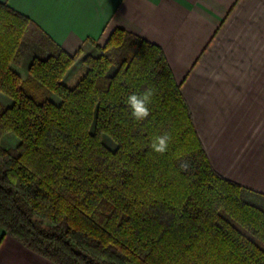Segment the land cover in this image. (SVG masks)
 <instances>
[{
  "label": "trees",
  "instance_id": "obj_1",
  "mask_svg": "<svg viewBox=\"0 0 264 264\" xmlns=\"http://www.w3.org/2000/svg\"><path fill=\"white\" fill-rule=\"evenodd\" d=\"M43 50L25 78V39ZM68 54L0 2V229L53 264H264V194L211 167L161 49L115 28ZM153 88L135 121L128 95ZM51 95L59 98L55 103ZM170 133L168 151L152 139ZM108 137L109 149L102 141ZM190 164L188 171L180 168Z\"/></svg>",
  "mask_w": 264,
  "mask_h": 264
},
{
  "label": "crops",
  "instance_id": "obj_2",
  "mask_svg": "<svg viewBox=\"0 0 264 264\" xmlns=\"http://www.w3.org/2000/svg\"><path fill=\"white\" fill-rule=\"evenodd\" d=\"M0 2L68 54L115 28L158 46L213 170L264 194V0ZM0 264L53 263L0 229Z\"/></svg>",
  "mask_w": 264,
  "mask_h": 264
},
{
  "label": "rangeland",
  "instance_id": "obj_3",
  "mask_svg": "<svg viewBox=\"0 0 264 264\" xmlns=\"http://www.w3.org/2000/svg\"><path fill=\"white\" fill-rule=\"evenodd\" d=\"M25 44H26V48H25L26 50L23 59L21 60V63L19 65L14 66L15 70L22 78L26 77L27 68L32 60V57L34 56L39 58L45 57L43 50H41V48L32 39L30 38L25 39ZM90 51H93V49L92 47H90V44L87 43L84 47V51L82 52L83 55L81 54L76 59L75 63L67 70L68 72L66 71L67 73H65V75L63 76L62 83L63 80H65L66 84L63 83L65 86L73 87L78 82V80L83 76L85 66L82 64V59L83 56H85ZM51 100L54 101L55 103L59 102V98L55 95H51ZM0 103L2 105L7 106L10 105L11 100L6 96L0 94ZM102 141L109 149L114 148L113 142L108 137L103 136ZM0 142L3 143L5 146H12L15 144L14 138L10 135H4L1 138Z\"/></svg>",
  "mask_w": 264,
  "mask_h": 264
},
{
  "label": "clouds",
  "instance_id": "obj_4",
  "mask_svg": "<svg viewBox=\"0 0 264 264\" xmlns=\"http://www.w3.org/2000/svg\"><path fill=\"white\" fill-rule=\"evenodd\" d=\"M154 95L155 90L149 87L141 93H132L127 96L125 104L130 110L131 117L135 121L142 122L151 115L150 105L152 104ZM170 141V133L157 135L152 139L150 148L155 153L163 155L168 151ZM180 168L183 171H188L190 164L187 161H184L181 163Z\"/></svg>",
  "mask_w": 264,
  "mask_h": 264
}]
</instances>
